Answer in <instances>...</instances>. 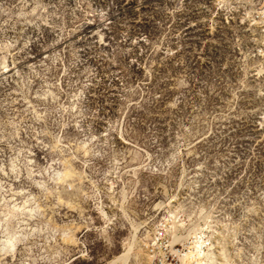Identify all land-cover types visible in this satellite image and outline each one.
Returning <instances> with one entry per match:
<instances>
[{
	"label": "rangeland",
	"instance_id": "obj_1",
	"mask_svg": "<svg viewBox=\"0 0 264 264\" xmlns=\"http://www.w3.org/2000/svg\"><path fill=\"white\" fill-rule=\"evenodd\" d=\"M258 3L0 0V264H154L226 210L264 262Z\"/></svg>",
	"mask_w": 264,
	"mask_h": 264
},
{
	"label": "built area",
	"instance_id": "obj_2",
	"mask_svg": "<svg viewBox=\"0 0 264 264\" xmlns=\"http://www.w3.org/2000/svg\"><path fill=\"white\" fill-rule=\"evenodd\" d=\"M258 1L261 3H258L256 15L264 22V0ZM261 25L264 27L263 23ZM209 210L214 212L216 209ZM221 212L217 210L215 214ZM226 212L216 216V220H212V215L197 216L194 221H187L188 224L175 230L168 229V217L160 220L154 225V233L147 241V251L154 264H263L259 248H252L250 254L246 253L241 222L228 223ZM221 249L225 255L219 251Z\"/></svg>",
	"mask_w": 264,
	"mask_h": 264
},
{
	"label": "bare ground",
	"instance_id": "obj_3",
	"mask_svg": "<svg viewBox=\"0 0 264 264\" xmlns=\"http://www.w3.org/2000/svg\"><path fill=\"white\" fill-rule=\"evenodd\" d=\"M264 12V11H263ZM263 24H264V22H262ZM168 229H170V228H172V227H170V224H168ZM134 245V244H133ZM148 247V244H145V249ZM131 249H132V246L130 247V249H129V252L131 251ZM147 251V250H146ZM129 252L128 253H126V254H124V255H122L120 258H118L115 262H113V263H111V264H127V260H128V258H129ZM144 252H145V250H144ZM148 252V251H147ZM220 252L222 253V254H224L225 255V253H224V250H220Z\"/></svg>",
	"mask_w": 264,
	"mask_h": 264
}]
</instances>
